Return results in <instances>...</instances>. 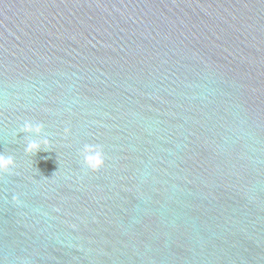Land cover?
<instances>
[{"label":"water","instance_id":"95a60500","mask_svg":"<svg viewBox=\"0 0 264 264\" xmlns=\"http://www.w3.org/2000/svg\"><path fill=\"white\" fill-rule=\"evenodd\" d=\"M0 154L2 264H264V0H0Z\"/></svg>","mask_w":264,"mask_h":264},{"label":"clouds","instance_id":"9594fccd","mask_svg":"<svg viewBox=\"0 0 264 264\" xmlns=\"http://www.w3.org/2000/svg\"><path fill=\"white\" fill-rule=\"evenodd\" d=\"M43 125L41 123H33L25 120L19 128L18 133H24L29 137H39L42 133ZM47 139L29 138L26 141L25 152L35 153L42 146L47 148ZM80 155L82 157L83 166L89 171L96 172L104 166L105 156L100 145L84 144ZM14 158L11 155L0 154V174L11 173L14 167ZM13 202H16V196L12 197ZM2 264V262H0Z\"/></svg>","mask_w":264,"mask_h":264}]
</instances>
